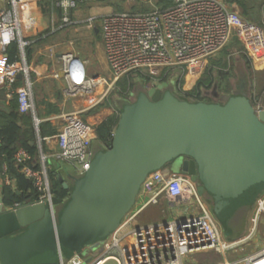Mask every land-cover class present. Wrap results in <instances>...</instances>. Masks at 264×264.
Wrapping results in <instances>:
<instances>
[{"label":"built area","instance_id":"2783aa9c","mask_svg":"<svg viewBox=\"0 0 264 264\" xmlns=\"http://www.w3.org/2000/svg\"><path fill=\"white\" fill-rule=\"evenodd\" d=\"M5 1L7 8L0 9V48L4 50L16 41L22 48L27 42L19 38L20 20L15 13L19 4L30 0ZM88 1L54 0L61 12L60 27L74 25L70 18L72 10ZM11 12L14 16L10 15ZM86 21L88 28L98 26L100 30L108 75L88 74L85 61L68 51L57 55L59 71L54 73V77L61 75L66 97L88 98L87 109L94 107L113 88L129 100V88L122 93L117 86L122 80L130 83L131 79L142 78L145 88H151L166 82L171 75L175 76V81L179 78L184 80L189 73L198 76L207 59L219 53L235 35L251 44L250 50L255 54H250L249 58L256 59L258 54L264 53L261 29L242 19L230 4L222 0H174L168 7L154 8L145 13L113 11L99 17H88ZM77 71L83 72L79 81L74 75ZM19 73L27 74L24 63L4 62L0 66V86L8 98L15 93L19 112L27 113L33 109L28 87L21 86L17 91L13 89ZM182 85L183 82L177 83L175 87L183 93ZM98 88L102 91L97 92ZM258 106L260 103L253 105L255 109ZM61 118L63 124L54 136L58 157L83 174L92 156L91 127L81 119L79 112L63 114ZM34 125H38L37 120H34ZM40 157L42 166L34 169L30 165L33 156L24 148L17 149L13 156L15 165L21 166V174L31 181L35 191L34 198L23 203L43 202L52 209L51 198L54 195L48 169L43 165L45 156L41 153ZM1 171L0 187L9 185L13 189L14 180L7 175L5 165ZM141 186L139 195L144 200L121 220L113 233L100 242L99 255L84 256L81 252L69 257L62 255L57 263L104 264L113 260L117 264H259L264 261L263 244L240 259L229 261L226 258V253L234 252L250 241L259 215L264 213V191L255 200L256 209L250 218L252 225L248 234L228 241L224 239L208 204L198 195V184L190 176L180 172L165 175L163 170H159L147 176ZM161 199L173 213L171 220L146 225L136 223L137 216L145 208L157 205ZM23 203L8 206L2 202V208L16 209ZM177 213L183 216H175ZM212 251L221 260L199 263L193 258L196 254Z\"/></svg>","mask_w":264,"mask_h":264},{"label":"water","instance_id":"95a60500","mask_svg":"<svg viewBox=\"0 0 264 264\" xmlns=\"http://www.w3.org/2000/svg\"><path fill=\"white\" fill-rule=\"evenodd\" d=\"M244 85L224 95L215 81L212 101L178 97L168 82L134 87L133 99L118 107L110 143L96 149L88 169L72 186L67 169L55 174L69 191L66 200L51 198L52 207L61 203L58 213L43 202L2 208L0 199V264H58L99 244L136 207L146 177L172 167L198 184L223 237L231 235L230 218L264 191V105L255 109L236 92Z\"/></svg>","mask_w":264,"mask_h":264},{"label":"crops","instance_id":"0c3cea01","mask_svg":"<svg viewBox=\"0 0 264 264\" xmlns=\"http://www.w3.org/2000/svg\"><path fill=\"white\" fill-rule=\"evenodd\" d=\"M129 5L130 4L128 2L124 7H128ZM90 7L91 6H89L87 2L80 3L76 8H74V10H72L70 15V18H72L75 22L74 25L66 27H60L61 12L60 8L54 4V0H30L28 2H24L17 6L15 13L16 17L20 20L19 38L26 41L27 45L21 48L19 46V41L13 42L17 45V51L14 54L15 60L11 62L24 63L27 66V74H21V77H17L16 82L13 85V89L17 91L21 86H27L30 95H32V111L27 113L19 112L20 114L29 115L31 118V129L34 132L33 142L35 143L37 151V154L33 157L32 166L34 164L36 169H40V166H42L40 155L42 153L45 156L43 165H45L46 169H48V173L51 172L54 175L59 173L60 168H62L61 159L58 157V150L54 137L58 132L57 130L60 125L63 124L61 115L79 112L81 119L83 118V115H85L83 121L91 127V137L92 141H94L97 139V133L95 130L96 127L108 117L119 113L114 103V100L117 97L115 94V88L108 91L106 96H104L94 107L87 109L88 98L78 96L66 97L63 94L65 83L61 75L57 78L54 77V73L59 71V61L57 55L62 52H72V42L74 41V38H76L74 34L79 31L82 23L85 22V18H88L87 16L89 15L86 14ZM1 8H7L5 0H0V9ZM113 11L114 10H111L110 12H102L96 16L99 17L106 15ZM10 15L14 16V13L11 12ZM85 31L89 34L91 40L93 38L95 39V45L91 44L93 46L88 48L87 54H84L85 58L83 60L87 63L86 72L92 75H108L106 59L103 53L100 30L98 26L90 29L86 24ZM11 45L6 47L4 50L0 48V66L6 61L10 62L8 57ZM75 54L78 55L77 52H75ZM251 63L254 64L253 67H250L249 69L251 71L250 73H252V76H249V79L252 77L249 88L253 89H250V96L252 97L250 98L254 101V104L260 103V105H264V96L261 97L258 94L261 93V91L257 88V85L259 86L261 82H264V53L261 54L260 57H256V59L253 58ZM187 78L191 79L192 75H188ZM225 82V85L222 86V84L220 85L221 81L217 79L218 89H220L218 92L221 94L233 91L234 86L232 88L229 87L226 79ZM16 83H18V86L15 85ZM194 84L195 83H193V81L188 83L185 78L183 80L182 89L184 91H189ZM117 86L120 88L119 83H117ZM1 89L2 88L0 86V90ZM98 90L96 91H102L101 89ZM251 91L255 92L252 93ZM129 92V96L131 97L133 95V88L132 90L129 89ZM262 93H264V90ZM119 94L121 93L119 92ZM14 95L15 93L13 96ZM203 96L204 101L213 100V97L207 94V92H205ZM11 99L12 98H8L4 94L1 95L0 110L2 108H9ZM34 120H37V126L34 125ZM18 123L23 129H27L29 127L21 121H18ZM41 125L54 128L56 133L54 135H42L41 132H39V126L41 127ZM143 200L144 198L140 194L135 204L136 207L139 206ZM162 201L165 202L161 199L159 203ZM145 209L142 212H144ZM155 222L156 221L150 222L145 219H136V223L143 225ZM218 225L221 227L219 223ZM249 229H247V232L240 236V238L246 236ZM260 241V239L256 241V248L262 245L258 243ZM259 264H264V261H261Z\"/></svg>","mask_w":264,"mask_h":264},{"label":"rangeland","instance_id":"374dc122","mask_svg":"<svg viewBox=\"0 0 264 264\" xmlns=\"http://www.w3.org/2000/svg\"><path fill=\"white\" fill-rule=\"evenodd\" d=\"M174 0H89L87 4L91 6L89 8V11H87L86 15H89L87 17H93L97 14H101L102 12H110L111 10H114L115 12L118 11H126L132 12V13H145L149 12V10L154 8H163L166 7L167 4L172 3ZM226 3L230 4L232 9L237 12L241 16L242 19L246 20L248 23H252L257 25L261 31L264 34V0H222ZM129 2L128 7H124L125 4ZM88 18H85V22L82 23L81 28L78 32L74 34L76 38H74V41L72 42V52L75 54V52L78 53L77 56L81 60L85 58L84 54H87V50L89 47H92L95 45V39L93 38L91 40V37L89 34L85 31V25L87 24ZM247 35H250V33H247ZM264 36V35H263ZM70 38V37H69ZM93 41V42H92ZM93 44V45H91ZM251 44L246 43L244 41H241L239 37L236 35L232 38V40L225 45V48L223 51H219L216 55L210 57L207 59V63L205 64V67H202L201 71L202 73L200 75H196L193 73H189L188 75H192V78H187V82L193 81V83L197 82L199 79L207 80L208 77H212V82L210 84V87L208 88L207 94L210 93L214 86L213 79H219L221 81L220 85H225V79L228 82L229 87H233L234 84H241L243 81L245 83L243 90H237L236 92L244 93L246 95L250 96V89L249 84L251 81V78L249 79V76H252L251 71L249 70L250 67H253L252 59L250 58V63L245 62L244 56H250V54H255L254 51H251L252 49ZM261 54H258V57H260ZM94 59V56H93ZM238 63L241 64V67L238 65ZM252 64V65H251ZM87 67V63L85 64V68ZM246 70L247 72H244ZM222 72L223 74H219ZM166 82H168L169 85V91H172L175 95L178 97L180 96V93L178 90H176L175 87V76L171 75L166 79ZM130 84V85H129ZM144 80L141 78H134L131 79L130 83H128L126 80H122L119 82V86L122 89H131L133 86L137 87L138 89L143 86ZM252 84V82H251ZM129 86V87H128ZM217 85V89H218ZM257 88L261 91V93H258L261 97L264 96L263 90H264V82H261L259 86L257 85ZM263 88V89H262ZM99 89V88H98ZM220 90V89H218ZM234 90V88H233ZM253 90V89H251ZM99 91V90H98ZM116 98L114 100L115 106L118 109V107L122 104L123 100H126L122 94H119L117 90H115ZM254 93L253 91H251ZM257 93V91H256ZM224 95H227L228 92L222 93ZM121 95V96H120ZM257 95V96H259ZM120 96V97H119ZM223 97V96H222ZM129 100L133 99V95L131 97H128ZM252 98V97H251ZM191 99V98H190ZM85 115H83V118ZM82 118V119H83ZM105 148V145L101 143L99 140H94L91 143L90 149L92 150V155L96 152V149L98 148ZM62 163V167L67 169L71 175V179L69 181V186H72L73 181L75 179H78L82 174L77 172L76 169H74L73 165L69 162H65L63 160H60ZM172 172H179L176 168H171ZM203 198V197H202ZM203 201L206 203V201L203 198ZM61 203L59 205L53 206L54 211L56 213L60 210ZM210 208V207H209ZM256 209V203L249 207H244L240 210H238L232 218H230V222L227 226L228 231L232 230L231 235L224 237L225 240L231 241L232 239H236L240 236H242L244 233L247 232V229H249V226L252 225V221L250 220L253 212ZM182 213H177L175 216L179 217ZM146 216V218H145ZM183 216V215H182ZM173 218V213L170 210L168 204L165 202L158 203V205L149 206L145 209L144 212L140 213L137 216V220L145 219L147 221H168ZM258 224L256 227L255 232L250 238V241H248L245 245L238 247L234 252L226 253V258L231 261L235 259H240L241 257L250 254V252L254 249H256V241L260 239L261 241L258 242L260 244L264 245V213H261L259 215ZM221 228V227H220ZM221 231L223 232V229L221 228ZM20 232L14 235H18ZM223 234H225L223 232ZM12 236V235H11ZM101 251V243L92 246L85 247L81 253L84 256H97L99 255ZM66 257V256H64ZM193 258L197 259L199 263L202 261H212V260H221L219 259V256L216 255L213 251L212 253H201L196 254L193 256ZM104 264H117V262L113 260H108ZM203 264V263H202Z\"/></svg>","mask_w":264,"mask_h":264},{"label":"trees","instance_id":"16d2710c","mask_svg":"<svg viewBox=\"0 0 264 264\" xmlns=\"http://www.w3.org/2000/svg\"><path fill=\"white\" fill-rule=\"evenodd\" d=\"M171 3L167 4L170 5ZM225 48V47H224ZM222 49V51L224 50ZM17 51L16 43H12L9 48V61H14V54ZM245 57V62L250 63V58ZM219 74H223L220 72ZM217 79H213V82ZM18 82V81H17ZM183 79L179 78L175 81V85L182 84ZM212 77H208L207 80L199 79L195 82L194 86L189 91L179 92L185 99H193L197 101H204V93L208 91ZM18 86V83L15 84ZM129 87V86H128ZM122 93L126 92V89H121ZM209 101V100H208ZM254 102V101H252ZM120 113V111H119ZM119 113L117 115L108 117L96 127L97 140L103 143L105 146L110 143L112 134L114 132L115 124L118 120ZM18 121L29 126L27 129H23L19 125ZM46 128V129H45ZM39 132L42 135H54L55 129L50 126H39ZM34 132L31 129V118L29 115L20 114L17 106V95H14L10 101L9 108H2L0 110V176L1 168L6 166V173L10 179L14 180V188L9 185H3L0 187L3 205H12L14 203L22 204L26 200H32L35 196V191L32 189V184L29 179H26L23 173L20 172L21 166H16L14 162V154L17 149L24 148L33 157L37 154L35 143L33 142ZM33 160V159H32ZM29 164V163H28ZM32 165V161L30 162ZM34 169L36 167L32 166ZM51 192L57 198L66 200L69 196V191L62 188L58 183L53 173H48Z\"/></svg>","mask_w":264,"mask_h":264},{"label":"clouds","instance_id":"9594fccd","mask_svg":"<svg viewBox=\"0 0 264 264\" xmlns=\"http://www.w3.org/2000/svg\"><path fill=\"white\" fill-rule=\"evenodd\" d=\"M74 75H75L76 80L79 81L81 79L82 75H83V72L82 71H77V72L74 73Z\"/></svg>","mask_w":264,"mask_h":264}]
</instances>
